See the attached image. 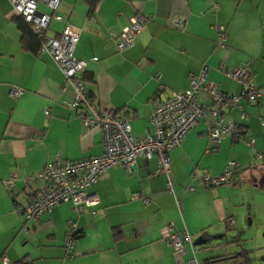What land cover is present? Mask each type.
<instances>
[{
  "label": "crops",
  "instance_id": "obj_1",
  "mask_svg": "<svg viewBox=\"0 0 264 264\" xmlns=\"http://www.w3.org/2000/svg\"><path fill=\"white\" fill-rule=\"evenodd\" d=\"M56 10L48 32L66 21L79 26L73 55L86 60L85 86L98 104L127 117L136 137L150 130L153 103L187 86L202 64L221 91L233 94L240 83L219 64L247 63L259 92L255 102L239 96V106L221 108L252 141L209 139L205 130L213 121L206 113L169 151L173 192L155 170V156H138L131 171L121 165L104 171L90 187L97 201L79 215L59 202L25 220L13 205L42 184L35 173L55 155L99 152L101 132L70 108L72 89L61 87L64 77L52 58L22 47L11 3L0 0V264H185L192 253L195 264H264V178L257 182L264 167L254 155L264 147V0H94L91 10L88 0H59ZM136 11L151 17L131 45L117 50L107 28L119 30ZM214 22L225 25L224 46L215 44ZM13 83L23 87L16 97L9 92ZM197 98L209 103L211 95L200 88ZM228 159L237 162L230 181L211 183ZM69 216L76 221L71 257L63 243ZM168 222L189 233L182 250L167 245Z\"/></svg>",
  "mask_w": 264,
  "mask_h": 264
},
{
  "label": "built area",
  "instance_id": "obj_2",
  "mask_svg": "<svg viewBox=\"0 0 264 264\" xmlns=\"http://www.w3.org/2000/svg\"><path fill=\"white\" fill-rule=\"evenodd\" d=\"M13 11L25 21L31 22L34 34L39 38L37 51L46 52L60 69L64 83L72 89L69 101L70 108L78 118L88 127L96 126L101 132V150L97 153L87 154L76 158H62L55 155L40 168L34 177L42 180V184L34 191L24 203H14L16 213L25 220L34 219L48 212L51 207L59 202H67L74 216L82 213L85 207L94 204L97 196L91 192L92 183L107 169L121 165L131 171L136 158L142 156L149 158L155 156L157 161L156 171L166 175V188L174 191V186L168 177L170 169L169 151L178 146L187 131L192 128L198 118L206 113L212 117V125L206 127V136L215 141L223 135L243 139L246 143L252 137H244L233 118L224 119L226 110L239 106L238 97L243 96L247 105H252L258 95L248 71L247 63L236 64L228 67L219 64L220 69L232 76L240 83L239 91L227 94L221 91L215 82L206 76V66L188 77V84L181 89H172L163 98L157 99L148 114L147 123L150 130L142 136L136 137L131 133L129 119L119 114L113 107L98 104L90 90L85 86L82 72L86 60L73 55V48L78 37L79 26L66 21L59 31L49 33L50 21L57 18V4L59 0H9ZM151 17L148 13L139 11L127 16V22L115 31L107 28V36L113 41L117 50L132 44L142 24ZM177 25H181L180 18H174ZM214 41L218 46L225 45V25L214 22ZM264 42V31L262 32ZM200 88L206 90L211 99L204 103L197 98ZM23 87L19 84L10 85V95L18 96ZM44 114H49V108L43 107ZM250 114L249 109L241 108L240 116ZM263 122V117H261ZM255 157L264 160V147L255 151ZM237 162L233 159L226 160L223 170L217 176H212L210 182L217 184L221 181L229 182ZM14 177L10 174L6 182ZM186 188H191L187 184ZM134 194H137L134 193ZM147 202V198H143ZM228 222L231 219H227ZM66 231L63 239L67 253L71 257L75 241L76 221L73 216L66 219ZM165 240L174 251L184 248L186 242L190 243L189 233L179 234L171 222L164 225ZM4 259V258H3ZM4 264L6 262L4 261ZM185 264H195L194 257L188 258Z\"/></svg>",
  "mask_w": 264,
  "mask_h": 264
},
{
  "label": "trees",
  "instance_id": "obj_3",
  "mask_svg": "<svg viewBox=\"0 0 264 264\" xmlns=\"http://www.w3.org/2000/svg\"><path fill=\"white\" fill-rule=\"evenodd\" d=\"M93 1L94 0H88L89 10H91ZM14 14L16 15L14 18H15V20L17 22V26L19 28V40L21 42L22 47H24L26 49H30L34 52L37 51L38 46H39V38L32 31L31 22L25 21L20 16H18L15 12H14ZM263 167H264V160H263ZM240 255L244 258V260L247 259L245 251L240 253Z\"/></svg>",
  "mask_w": 264,
  "mask_h": 264
},
{
  "label": "water",
  "instance_id": "obj_4",
  "mask_svg": "<svg viewBox=\"0 0 264 264\" xmlns=\"http://www.w3.org/2000/svg\"><path fill=\"white\" fill-rule=\"evenodd\" d=\"M263 178H264V174H261V176L258 178V183H262L263 181Z\"/></svg>",
  "mask_w": 264,
  "mask_h": 264
}]
</instances>
